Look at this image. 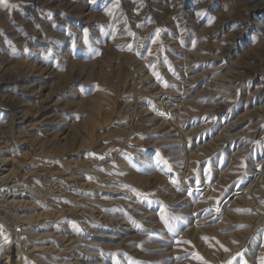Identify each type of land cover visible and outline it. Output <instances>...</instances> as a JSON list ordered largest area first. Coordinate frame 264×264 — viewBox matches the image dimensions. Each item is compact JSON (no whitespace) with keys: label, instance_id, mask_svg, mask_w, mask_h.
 I'll return each mask as SVG.
<instances>
[{"label":"rangeland","instance_id":"obj_1","mask_svg":"<svg viewBox=\"0 0 264 264\" xmlns=\"http://www.w3.org/2000/svg\"><path fill=\"white\" fill-rule=\"evenodd\" d=\"M0 264H264V0L0 4Z\"/></svg>","mask_w":264,"mask_h":264},{"label":"bare ground","instance_id":"obj_2","mask_svg":"<svg viewBox=\"0 0 264 264\" xmlns=\"http://www.w3.org/2000/svg\"><path fill=\"white\" fill-rule=\"evenodd\" d=\"M150 91H151V89H150ZM158 93H159V92H158ZM149 94H150V92H149ZM153 95H154V93H153ZM156 95H158V94H155V96H156ZM160 95H161V94H160ZM160 95H159V96H160ZM162 95H163V94H162ZM167 96H168V95H167ZM161 97H162V96H161ZM154 98H155V97H154ZM160 99H161V101H158V103L160 102V103L162 104V107L164 108V106H163V100H164V98L162 97V98H160ZM155 100H156V99H155ZM155 102L157 103V101H155ZM158 103H157V104H158ZM161 104H160V105H161ZM158 105H159V104H158ZM159 107H160V106H159ZM159 107H158V108H159ZM164 109H166V108H164ZM166 110H167V109H166ZM166 114H167V113H166ZM168 114H169V113H168ZM172 117H173V116H172ZM174 118H175V117H174ZM163 120H164V119H163ZM173 120H174V119H173ZM164 121H165V120H164ZM164 121H163L164 126H167L168 123H167V122H164ZM166 121H167V120H166ZM168 126H169V128H170L169 131H171V132H172V131L176 132V131H179V129H180V128H178L176 125H174V123H169ZM173 126H174L175 128H174L173 130H171ZM124 131H125V130H124ZM180 132H181V130H180ZM180 132L176 134V135H178V137H179V138H178V141H179L180 138H181V139H184V138H183V134H181V133H183V132H181V133H180ZM184 135H185V133H184ZM183 147H184V146H183ZM186 148H187V147H186ZM186 148H184V149L186 150ZM182 149H183V148H182ZM185 150H184V153L186 154ZM187 153H188V152H187ZM179 154H180V153H179ZM187 158H188V157H187ZM67 175H68V174H67ZM71 176H72V175H71ZM74 180H75V179H74ZM258 180H259V179L256 178V176H254L253 179H252V181H251L252 185H250L251 187H249V188H252V186H253V188H256V187L258 186V184H259V183H258V182H259ZM69 182H70V181H69ZM64 184H65V183H64ZM71 186H72V185H71ZM208 188H210V187H208ZM9 190H10V189H9ZM245 190H246V189H245ZM249 191H250V190H249ZM251 191H252V190H251ZM252 192H253V191H252ZM250 193H251V192H250ZM250 193H249V194H250ZM11 194H12V193H11ZM239 194H240V193H239ZM244 194H245V193L243 192V195H244ZM246 194H247V193H246ZM249 194H248V195H249ZM38 195H39V194H38ZM207 196H208V195H207ZM208 199H209V198H208ZM233 199H234V198H233ZM252 200H253V199H252ZM6 201H7V200H6ZM6 201H5V202H6ZM7 202H8V201H7ZM230 202H231V201H230ZM6 204H7V203H6ZM221 207H222V206H221ZM255 223H256V222H255ZM256 224H257V223H256ZM254 225H255V224H254ZM252 228H253V227H252ZM255 228H258V226L255 227ZM250 231H252V230H250ZM253 231H254V230H253ZM249 233H250V232H249Z\"/></svg>","mask_w":264,"mask_h":264},{"label":"snow or ice","instance_id":"obj_3","mask_svg":"<svg viewBox=\"0 0 264 264\" xmlns=\"http://www.w3.org/2000/svg\"><path fill=\"white\" fill-rule=\"evenodd\" d=\"M5 2V0H0V4H3Z\"/></svg>","mask_w":264,"mask_h":264}]
</instances>
